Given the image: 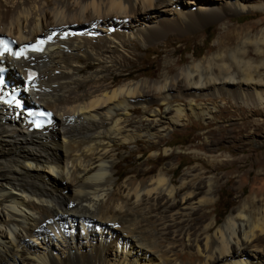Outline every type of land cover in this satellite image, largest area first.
<instances>
[{
	"label": "bare ground",
	"instance_id": "bare-ground-1",
	"mask_svg": "<svg viewBox=\"0 0 264 264\" xmlns=\"http://www.w3.org/2000/svg\"><path fill=\"white\" fill-rule=\"evenodd\" d=\"M245 9L264 10V0H0V35L17 46L45 40L39 54L4 58L17 81L25 68L37 71L21 104L53 112L52 121L32 129L21 110L0 102V264H264V195L242 200L222 223L192 222L217 182L203 164L230 154L187 149L204 163L178 179L172 162L126 175L116 168L124 145L145 141L169 156L164 135L173 126L190 115L211 124L222 109L208 97L225 96L264 115V27L228 26L217 52L185 65L170 62L168 53L153 77L120 70L137 46ZM255 118L241 122L243 132L254 125L244 137L264 128V117ZM235 124L215 130L238 132ZM68 198L77 201L80 224H98L72 227L69 236L50 225Z\"/></svg>",
	"mask_w": 264,
	"mask_h": 264
},
{
	"label": "rangeland",
	"instance_id": "rangeland-1",
	"mask_svg": "<svg viewBox=\"0 0 264 264\" xmlns=\"http://www.w3.org/2000/svg\"><path fill=\"white\" fill-rule=\"evenodd\" d=\"M250 24H253L255 27L254 32L264 27V10L245 9L228 14L227 17L222 20L210 22L195 31L184 33L170 32L156 43L147 45L146 47L137 46L136 57L133 55L132 57L128 56L125 58L128 63H124L121 67V73L133 71L132 75L141 72L140 76H156L157 73L161 71L164 58H166V54L168 53H171L169 57L170 62L178 59L180 60L178 62L179 66L191 62L192 59L198 60L204 58L207 55L217 52V42L218 39H221V34L224 32L225 28L228 26H230L228 27L230 29L234 27L239 28L242 25L247 26ZM132 42V44H139L136 40ZM232 45H234V43L230 44V46ZM250 50L253 52V49L250 48ZM88 68L90 67H87V69ZM140 68L141 70H139ZM85 71L86 68L83 72ZM207 99L208 100L205 102L208 105L214 103L218 105L222 111L220 113L217 112V117H215L209 125H206L207 121L196 119L194 116L190 115L188 121H186L184 125H175L168 130L164 138L168 140L166 148L172 152L169 156H164L162 149L158 151L155 149H148L145 141H138L136 144L120 147L118 152L123 158H118L116 162L117 170L125 175L130 168L154 166L155 170H157L160 167L166 166L167 163L172 162L175 168L171 172L175 175V178L178 179L185 169L197 166L199 162H202L192 157L191 153H186L187 149L199 151L208 149H212L213 151V149H216L217 154H230L229 158L231 160H222L214 166L203 164V166H205L203 169L204 175H215L217 177V182L213 187L212 201L208 205L203 206L192 220V222L198 224L207 218L215 217L218 218L219 223H222L229 212L239 205L242 200L250 196L261 197L264 195V128L254 133V135L250 134L251 136L248 138L243 135L252 132L254 125L248 123L249 127L246 131L243 132L238 130L243 125L241 122H249L250 119H254L255 117L261 118L264 117V115L253 113V106L239 107L225 96L216 98L208 97ZM174 103L182 104L184 101L177 98ZM133 112L139 115L140 109L137 108L133 110ZM135 114L134 116H136ZM231 123H236L235 130H238V132L221 131V133L215 130L218 126H225V128H228V125ZM238 124H240V126ZM212 128L214 129L211 132L212 134H206V131ZM220 136L225 137L217 141L216 138ZM244 155L249 156L243 158ZM252 162L254 165H252ZM122 179L123 177H120L118 181ZM62 184H64V182H62ZM61 193L68 195V189H62ZM68 200L61 206L62 214L59 213V219L56 223L53 218H51L48 223L55 226L57 229L60 227L58 230L62 235L64 234L63 236H69L73 228H81L82 226L85 228H92L93 223H96L95 218H85V224H80L81 220H79V215L77 213L75 214L73 211L77 201L72 198H68ZM68 215H70V217ZM103 223L104 222H102V224ZM100 224L101 222L99 225ZM104 224L115 227H120L121 225L118 221H108ZM122 234L127 236V233ZM262 253L264 254V251Z\"/></svg>",
	"mask_w": 264,
	"mask_h": 264
},
{
	"label": "snow or ice",
	"instance_id": "snow-or-ice-1",
	"mask_svg": "<svg viewBox=\"0 0 264 264\" xmlns=\"http://www.w3.org/2000/svg\"><path fill=\"white\" fill-rule=\"evenodd\" d=\"M49 39H51V37H49ZM39 43H44V41H40ZM33 50L34 51H39L40 49H38V48H36L35 46H33ZM16 55H18V56H22L23 55V50H21V52H19V53H16Z\"/></svg>",
	"mask_w": 264,
	"mask_h": 264
}]
</instances>
